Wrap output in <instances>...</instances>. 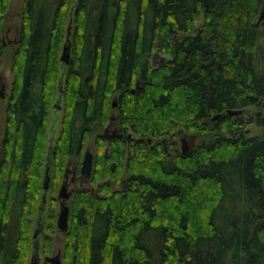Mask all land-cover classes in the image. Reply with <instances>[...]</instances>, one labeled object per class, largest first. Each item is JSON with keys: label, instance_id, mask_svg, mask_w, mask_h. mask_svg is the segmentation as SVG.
Here are the masks:
<instances>
[{"label": "trees", "instance_id": "trees-1", "mask_svg": "<svg viewBox=\"0 0 264 264\" xmlns=\"http://www.w3.org/2000/svg\"><path fill=\"white\" fill-rule=\"evenodd\" d=\"M8 1L0 0V34ZM262 2L23 0L1 139L0 264H28L29 216L42 191L68 18L75 55L50 191L66 158L77 148L80 154L93 133L90 124L104 122L115 93L123 134L95 136L92 187L73 189L68 199L66 264H264V117L256 120L263 134L246 136L253 117L227 113L264 106V71L254 57ZM158 47L167 60L153 67L147 56ZM3 54L0 45V61ZM215 115L223 132L207 136ZM178 130L207 139L168 158L164 140L174 145ZM129 132L137 138L127 153ZM58 207L51 197L50 233ZM43 243L50 253V238Z\"/></svg>", "mask_w": 264, "mask_h": 264}, {"label": "rangeland", "instance_id": "rangeland-1", "mask_svg": "<svg viewBox=\"0 0 264 264\" xmlns=\"http://www.w3.org/2000/svg\"><path fill=\"white\" fill-rule=\"evenodd\" d=\"M76 0H72V5L75 6ZM22 6H23V0H9L7 4V9L3 14V28L1 30L0 34V45L2 49L4 50L3 57L0 61V87H4L5 91V97L0 98V157H1V139L4 134L5 130V120H6V115H5V107L6 103L8 101V98L10 97L12 87H13V80H14V72L12 71L11 68V58L13 51L18 47L19 42H20V28H21V11H22ZM264 11V0L262 2V6L259 11V15L257 17V22L260 25L261 33L258 36V42H257V48L255 50V61L257 64V67L260 71H264V17H262V23L259 21V16L261 12ZM72 20V19H71ZM203 23V13L200 14V17L198 18V21L196 23V26H201ZM74 24V23H73ZM72 23H70V18L67 20V29L70 26L72 32L74 26ZM72 25V26H71ZM9 32L7 37L5 38V42H2V39L4 38L5 32ZM186 35L185 32L180 33V36ZM17 39V42L13 41ZM71 35L69 34L68 38L66 36V39L63 43L64 45L69 46V51L71 55V59H73L75 55V48L73 46V42L71 40ZM12 40V41H11ZM11 41V42H9ZM62 46V48H63ZM157 51L159 53V47L155 48L153 51L150 52L149 57L151 63H152V57L154 52ZM62 49L59 53V58L61 56ZM158 57H163L161 54H159ZM70 59V60H71ZM164 61L165 59L167 60L166 57H163ZM158 61L159 58H156ZM163 61V62H164ZM159 64V61L156 65ZM69 64H66L64 61L60 60L59 61V73H58V79L56 81V93L53 99L51 100L50 108L48 110V122H47V129H46V157H45V163H44V175L42 179V191L40 193V198L37 202L36 205V211L33 215L29 216V219L31 221V235H30V249L28 252V264H49L48 262L45 261L44 257L46 255H56L57 253H61V258H62V263L66 264V260L64 259V251H65V231L60 230L57 227V219H56V231L54 233H50L49 231L46 230L47 226V209L49 205V200L51 197H55L57 202H58V210H57V217L58 213L60 210V199L58 198V192L60 189V185L56 188V190L53 192L52 190L50 191L51 188V177H52V158H53V150L56 144V141L59 137L60 131L62 129V118H63V113H64V88H65V79H66V70L67 66ZM155 65V66H156ZM153 66V67H155ZM117 96L115 93L110 99H111V108L108 110L107 116L104 119V122L100 124L99 121H94L90 124V128L94 129L93 133H91L90 137L87 139L85 146L83 147L82 151L80 154L78 153V148L77 150H74V152L69 155L66 159V164L64 167L65 169H78V175L80 176L79 168L81 166L83 154L85 152V149L90 150L95 154V136L96 134H103L104 129L106 124L109 121V117L114 115L117 117V109L116 107L112 106V103L114 102V98ZM240 118L243 119V121H247L250 117H253V121L247 122L245 125V128L243 130V134L246 136H251V135H260L263 134V128L257 124V119L259 117H264V106H249L241 110L240 114L235 115L232 118ZM119 121L115 120V124L118 123ZM79 124H77V130L79 131ZM211 133L206 134L207 136H212L215 133L221 134V130L219 129V118H212L211 120ZM77 131V133H78ZM224 134V133H223ZM130 132L126 134L127 138V153L132 152L131 145L133 143V140L130 139L129 137ZM133 136H136L135 134H131ZM227 135V133H225ZM238 135V133H236ZM207 136H203L199 133L196 132H187L185 130H178L177 131V137L173 141L175 144L171 145L172 142H169L168 140H164L166 146L165 150L167 153V157L171 158L177 153L181 152V138L185 137L186 141L188 143V149L191 150L193 149L198 142L202 141L203 139H207ZM158 139L153 140V143L156 142ZM75 141H78V136H75ZM168 144V145H167ZM108 150H106L107 152ZM46 171H48L50 180H49V185L47 189L44 187V181H45V174ZM122 176H125V169L122 172ZM71 177V175H70ZM63 177L61 178L62 181ZM61 183V182H60ZM109 185L111 186V189H117V186L115 185V182L113 179H111L109 182ZM91 188L92 185L89 182V179L83 180L80 183H76V185L71 184L70 188L72 189H79V188ZM97 187H94V190H97ZM68 200L66 203L68 204ZM44 237L50 238L51 241V252L46 253L44 251V243L43 239Z\"/></svg>", "mask_w": 264, "mask_h": 264}, {"label": "water", "instance_id": "water-1", "mask_svg": "<svg viewBox=\"0 0 264 264\" xmlns=\"http://www.w3.org/2000/svg\"><path fill=\"white\" fill-rule=\"evenodd\" d=\"M263 12H261L259 16V21L262 19ZM69 33V29H68ZM68 38V35H67ZM157 56H159V53L157 51L154 52L153 58L155 59ZM71 55L69 51V46L64 45L62 48V53L60 56V60L64 61L66 64L70 63ZM164 61L163 57H161V63ZM156 63L153 62V66H155ZM113 106L116 105V102L112 103ZM241 110H228L227 113L229 115H238L240 114ZM214 118H218V115H215ZM108 131V127L105 128V132ZM103 138L106 140H109V137L106 135V133L102 135ZM182 141V153H186L189 151L188 149V143L186 141V138L183 137L181 138ZM93 152L90 150H86L81 162V167H80V176L84 177L85 179H89L91 176L92 172V166H93ZM49 174L48 171H46L45 174V181H44V187L47 189L49 185ZM72 191L68 190L66 182H63V184L60 186L59 192H58V198L61 199L60 202V210L58 213L57 217V227L62 230L66 231L68 228V217H69V206L66 203V201L70 198ZM45 261L48 262L49 264H63L62 263V258H61V253H57L56 255H46L44 257Z\"/></svg>", "mask_w": 264, "mask_h": 264}, {"label": "flooded vegetation", "instance_id": "flooded-vegetation-1", "mask_svg": "<svg viewBox=\"0 0 264 264\" xmlns=\"http://www.w3.org/2000/svg\"><path fill=\"white\" fill-rule=\"evenodd\" d=\"M263 12V15H262V17H264V11H262ZM260 22L262 23L263 21H262V19L260 20ZM9 34V32H5V34H4V38L2 39V42L4 43L5 42V38L7 37V35ZM12 41V40H11ZM11 41H9V42H11ZM13 41L14 42H17V39L16 40H14L13 39ZM156 58H159V63H161V57H156ZM156 58L154 59L153 57H152V65H153V62H155L156 64L158 63V61L156 60ZM166 60V59H165ZM136 86L133 88L134 90L136 89V88H139V83L137 82L136 84H135ZM3 97H5V91H4V87L3 86H1L0 87V98H3ZM114 100H115V98H114ZM117 106V103H116V105L115 106H113V107H116ZM115 120H116V117L114 116V115H112V116H110L109 117V121H108V123L106 124V126H105V128L106 127H108V131L107 132H105V129H104V134L106 133V135L109 137V140H111L113 137H117V136H119V135H121V134H123V132H122V127H121V123L120 122H118V123H116L115 124ZM103 135V134H102ZM129 137H130V139H132L133 140V142L136 140V136H132V135H129ZM183 138V137H182ZM105 139V138H104ZM127 139V138H126ZM109 140H107V141H109ZM180 142H181V149H182V141L180 140ZM87 149H85V151H86ZM107 150V149H106ZM182 151V150H181ZM85 153V152H84ZM83 156H84V154H83ZM93 156H94V153H93ZM94 158V157H93ZM83 159V158H82ZM81 167V166H80ZM79 170H80V168H79ZM78 169L76 168V169H65V171H64V173H63V179H62V181H61V183H60V186L63 184V182H66V185H67V188H68V190H73L72 188H70V185L71 184H74V185H76V183H77V181H78V183H80V181L82 182L83 180H87V179H85L84 177H81V176H79L78 174ZM79 174H80V172H79ZM70 175H71V177H70ZM60 202H61V199H60Z\"/></svg>", "mask_w": 264, "mask_h": 264}]
</instances>
